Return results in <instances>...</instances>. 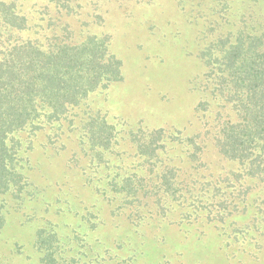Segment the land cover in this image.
Wrapping results in <instances>:
<instances>
[{
  "label": "trees",
  "instance_id": "16d2710c",
  "mask_svg": "<svg viewBox=\"0 0 264 264\" xmlns=\"http://www.w3.org/2000/svg\"><path fill=\"white\" fill-rule=\"evenodd\" d=\"M77 1L43 0L28 11L20 0H0V234L8 214L40 194L27 153L46 132L56 153L73 142L70 167H80L85 184L129 224L201 219L221 235L248 238L247 226L237 222L250 211L252 182L264 181V17L252 12L232 22L230 3L213 0L217 19L210 32L216 34L199 50L205 68L199 85L219 108L210 119L211 100L200 101L195 111L202 130L187 134L134 127L91 105L93 94L123 79V62L110 49L109 33L74 39L61 17L76 14ZM224 20L230 28L223 32ZM210 145L223 161L220 171L206 159ZM130 157L132 164H125ZM81 216L97 226L92 211ZM56 223L47 218L36 229L40 263L83 264L78 253L86 252L85 236L60 234ZM78 240L83 249L68 255L69 242Z\"/></svg>",
  "mask_w": 264,
  "mask_h": 264
},
{
  "label": "rangeland",
  "instance_id": "374dc122",
  "mask_svg": "<svg viewBox=\"0 0 264 264\" xmlns=\"http://www.w3.org/2000/svg\"><path fill=\"white\" fill-rule=\"evenodd\" d=\"M20 1L32 11V3L39 5L43 0ZM227 1L230 7L226 14L232 22L252 12L264 17V0ZM79 2L82 6L76 14L61 17L70 23L74 39L88 33H109L110 49L123 62V79L93 94L91 105L101 108L109 119L122 118L134 127L140 123L147 129L180 128L187 134L202 130L203 121L195 111L198 103L205 98L211 100V111L206 115L210 119L219 108L217 101L200 87L205 68L198 57L199 50L215 33L210 28L216 26L217 14L212 9L216 1ZM224 23L220 28L223 32L230 28V23ZM47 137L46 132L39 133L34 138V148L27 153L31 160L28 174L40 194L8 214L0 234V264H41L34 237L37 227L47 218L57 222L60 234L74 235L77 231L85 236L83 243L88 245L83 255L78 253L83 249L79 240L68 244L72 247L68 255L78 253L83 264H264V251L259 247L264 244V181L252 182L257 185L252 191L254 200L249 199L253 203L237 222L249 229L244 240L221 235L201 219L181 226L146 219L141 226H135L124 215H112L113 205L85 184L82 169L70 167L68 161L76 148L73 142L56 153ZM219 158L210 145L206 159L214 171H220L223 165ZM130 159L125 164H132ZM84 162L83 159L82 165ZM228 166L231 167L229 163L224 166L225 171ZM49 201L52 205L46 211ZM59 208L63 210L56 212ZM89 210L93 212L91 220L97 223L95 228L81 216ZM33 213L34 218L28 220Z\"/></svg>",
  "mask_w": 264,
  "mask_h": 264
}]
</instances>
